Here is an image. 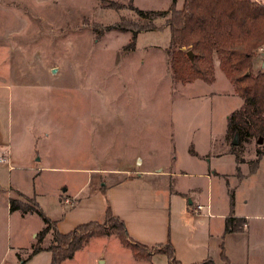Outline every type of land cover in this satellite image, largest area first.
<instances>
[{"label":"rangeland","instance_id":"obj_1","mask_svg":"<svg viewBox=\"0 0 264 264\" xmlns=\"http://www.w3.org/2000/svg\"><path fill=\"white\" fill-rule=\"evenodd\" d=\"M182 2L0 0V264L50 262L45 250L29 258L41 218L10 212L9 198H35L52 220L80 223L110 204L108 184L131 177L137 193L180 187L204 200L210 190L214 208L229 210L236 187L214 172L239 178L254 164L256 140L237 138L238 157L215 156L223 148L230 154L226 117L242 103L216 57L212 83L173 80L166 19ZM133 8L165 14L139 16ZM263 53L261 46L254 69ZM208 168L211 182L196 175ZM257 171L238 190L239 210L246 211L240 201H252L248 223L251 238L263 242L264 264V156ZM167 263L163 254L137 258L114 235L91 238L63 262Z\"/></svg>","mask_w":264,"mask_h":264},{"label":"trees","instance_id":"obj_2","mask_svg":"<svg viewBox=\"0 0 264 264\" xmlns=\"http://www.w3.org/2000/svg\"><path fill=\"white\" fill-rule=\"evenodd\" d=\"M133 9L139 16L161 17L165 14L163 11L144 13L138 8ZM166 25L170 30L167 54L175 82L190 83L201 79L212 83L216 57L218 67L233 83L242 103L226 117V136L256 140V166L264 156V67L254 69L253 64L259 48L264 46V3L255 0H183L180 9L170 6ZM188 51L193 53V59L189 58ZM259 138L261 144L257 143ZM236 147L232 144L230 153L237 156ZM26 200L9 198L8 206L10 212L35 214L44 224L36 235L29 258L45 250L50 253L49 264H63L91 238L114 235L123 245L129 246L137 258L150 260L155 254H163L167 257V264H181L169 239L165 243L150 245L132 238L123 220L112 212L108 201L102 221L82 223L62 233L57 229L56 221L43 212L35 198ZM230 206L232 210V192ZM245 224V218L229 215L225 218V232L242 231ZM47 236L48 244L43 246ZM220 259L231 264L222 244ZM195 264L215 263L209 256Z\"/></svg>","mask_w":264,"mask_h":264},{"label":"crops","instance_id":"obj_3","mask_svg":"<svg viewBox=\"0 0 264 264\" xmlns=\"http://www.w3.org/2000/svg\"><path fill=\"white\" fill-rule=\"evenodd\" d=\"M255 1L264 3V0ZM258 61H260L258 57L255 58L254 62L256 64ZM222 140L220 145H222ZM227 155L233 154H229L226 148H223V152L215 154L217 158ZM0 157L5 158L4 155H0ZM208 161L210 162V160ZM254 168L255 165L253 164L250 168L244 169V171H241L242 174L239 178L233 176V172H214L219 174L220 178H222L220 181H223L226 185L229 184L227 178H232L233 186L235 185L236 187V189L231 188L230 191V193H233L232 210L230 203L229 210L227 208L223 210L215 209L212 205L210 190H208L204 200L199 197L194 198L190 189L183 191L180 187H165L156 190L147 185L137 193L135 188L131 187V177L108 184L106 188H108L110 193L109 199L112 212L123 220L129 235L140 242L150 245L165 243L169 239L173 244L175 257L181 264L199 263L209 256L213 258L215 264H225L220 259L221 244L231 264H263L262 261H259L263 256L258 255V250L263 242L254 241L251 238V230L248 223V220L253 217L248 211L252 201L250 199L243 202L240 201L241 204L244 203L246 211L239 210L240 198L238 190L250 177L258 176V171L253 173ZM206 172L202 171L196 173V175L198 177H206L211 182L210 179L213 172L211 173L209 168ZM139 173L138 177L142 176L141 169ZM157 194L160 197L158 199ZM162 196L165 197L167 202L161 201ZM125 204L132 211L138 213L136 215H128L124 212ZM197 205H201L203 208L197 211ZM104 208L101 210L99 218H89L84 222L69 224L65 220L56 219L54 221H56L57 229L62 233H66L79 224L89 221H102L104 219ZM229 215L246 219V224L242 231L225 232V218ZM257 215L259 216V214ZM257 215L254 217H258ZM262 219H264V216ZM39 254L41 252L34 256Z\"/></svg>","mask_w":264,"mask_h":264},{"label":"water","instance_id":"obj_4","mask_svg":"<svg viewBox=\"0 0 264 264\" xmlns=\"http://www.w3.org/2000/svg\"><path fill=\"white\" fill-rule=\"evenodd\" d=\"M188 56H189L190 59H193V53L191 51H188ZM263 57H264V53H263ZM261 65H262V67H264V58H263V62H262ZM236 141H237V135H234L233 140H232V144H236ZM257 143L261 144L262 143V139L259 138L257 140ZM37 159H38V157H37Z\"/></svg>","mask_w":264,"mask_h":264},{"label":"built area","instance_id":"obj_5","mask_svg":"<svg viewBox=\"0 0 264 264\" xmlns=\"http://www.w3.org/2000/svg\"><path fill=\"white\" fill-rule=\"evenodd\" d=\"M6 161V159L4 158V157H0V162H5ZM65 203L66 204H69L70 203V201H69V199H65ZM203 208V206H201V205H197V207H196V210L197 211H199L200 209H202Z\"/></svg>","mask_w":264,"mask_h":264},{"label":"bare ground","instance_id":"obj_6","mask_svg":"<svg viewBox=\"0 0 264 264\" xmlns=\"http://www.w3.org/2000/svg\"><path fill=\"white\" fill-rule=\"evenodd\" d=\"M262 64V63H261Z\"/></svg>","mask_w":264,"mask_h":264}]
</instances>
